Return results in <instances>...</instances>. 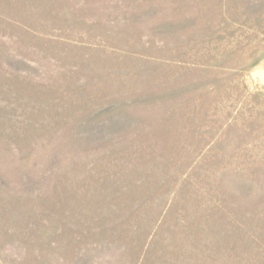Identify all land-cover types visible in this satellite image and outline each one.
I'll use <instances>...</instances> for the list:
<instances>
[{
  "label": "rangeland",
  "instance_id": "1",
  "mask_svg": "<svg viewBox=\"0 0 264 264\" xmlns=\"http://www.w3.org/2000/svg\"><path fill=\"white\" fill-rule=\"evenodd\" d=\"M0 264H264V0H0Z\"/></svg>",
  "mask_w": 264,
  "mask_h": 264
}]
</instances>
